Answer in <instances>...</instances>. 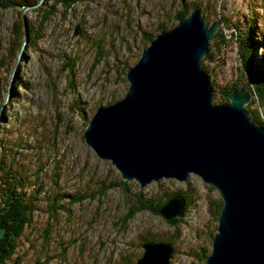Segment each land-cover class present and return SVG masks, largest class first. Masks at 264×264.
I'll return each mask as SVG.
<instances>
[{
  "label": "rangeland",
  "instance_id": "rangeland-1",
  "mask_svg": "<svg viewBox=\"0 0 264 264\" xmlns=\"http://www.w3.org/2000/svg\"><path fill=\"white\" fill-rule=\"evenodd\" d=\"M184 8L217 21L201 60L212 103L251 83L247 60L264 78V0H0V166H16L35 191L30 223L5 264H135L148 235L170 243L168 264H204L219 191L195 173L143 186L124 180L83 137L96 109L124 96L128 68ZM251 101L250 118L264 122V107ZM175 197L183 212L165 218L157 210Z\"/></svg>",
  "mask_w": 264,
  "mask_h": 264
},
{
  "label": "water",
  "instance_id": "water-1",
  "mask_svg": "<svg viewBox=\"0 0 264 264\" xmlns=\"http://www.w3.org/2000/svg\"><path fill=\"white\" fill-rule=\"evenodd\" d=\"M216 30L217 21L208 25L194 8L156 34L128 68L124 96L98 107L83 137L122 179L140 186L199 175L222 199L204 264H264V127L244 108L252 98L246 88L212 103L201 60ZM183 207L175 197L157 211L172 218ZM142 248L135 264H168L170 243L146 241Z\"/></svg>",
  "mask_w": 264,
  "mask_h": 264
},
{
  "label": "trees",
  "instance_id": "trees-1",
  "mask_svg": "<svg viewBox=\"0 0 264 264\" xmlns=\"http://www.w3.org/2000/svg\"><path fill=\"white\" fill-rule=\"evenodd\" d=\"M187 12L185 8L178 11L176 18L187 15ZM163 27V25L160 26L159 30L164 29ZM213 35L216 36V33ZM208 57L209 51L206 52L205 59ZM245 64L246 70L250 74L249 78L251 83L248 82L243 87L251 92V102H256L258 105L264 107V78L252 74V67L248 60L245 61ZM233 89H236V85L230 86L224 92L225 101L228 100V93ZM249 111L251 113L255 112L254 109H249ZM251 119L255 124L264 126V122L257 115H254ZM0 169V264H5L14 254L19 243V238L23 235L24 229L30 223L31 213L34 209L35 191L32 188V190L27 191L28 183L22 171L13 164L10 166H0ZM123 184V181L118 183V185L122 186ZM170 196V194L166 195V198ZM160 203L158 201L155 206H152V204L151 206L157 207ZM156 240L153 237L150 238L149 235L143 239V241Z\"/></svg>",
  "mask_w": 264,
  "mask_h": 264
},
{
  "label": "bare ground",
  "instance_id": "bare-ground-1",
  "mask_svg": "<svg viewBox=\"0 0 264 264\" xmlns=\"http://www.w3.org/2000/svg\"><path fill=\"white\" fill-rule=\"evenodd\" d=\"M198 9V8H197ZM199 10V9H198ZM261 126V125H260ZM263 127V126H262Z\"/></svg>",
  "mask_w": 264,
  "mask_h": 264
}]
</instances>
